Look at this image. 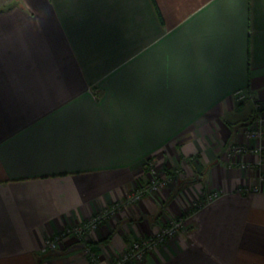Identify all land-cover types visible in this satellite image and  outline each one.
<instances>
[{"label":"crops","instance_id":"0c3cea01","mask_svg":"<svg viewBox=\"0 0 264 264\" xmlns=\"http://www.w3.org/2000/svg\"><path fill=\"white\" fill-rule=\"evenodd\" d=\"M237 90L264 108V0H0V264H105L182 214L130 264H264L257 139L224 162ZM152 156L174 183L126 202Z\"/></svg>","mask_w":264,"mask_h":264},{"label":"built area","instance_id":"2783aa9c","mask_svg":"<svg viewBox=\"0 0 264 264\" xmlns=\"http://www.w3.org/2000/svg\"><path fill=\"white\" fill-rule=\"evenodd\" d=\"M239 91L240 90L236 92L240 93ZM241 97L243 98L244 94L238 95V98ZM247 97L250 98L257 107H262L263 104L259 100L253 98L249 93ZM262 122H264V117L259 122V132H253L254 137L259 141H261L262 139L264 140V124H262ZM253 151L259 155L256 164L259 166V168H261V166L264 164V143L260 142V144L254 147ZM144 178V180H139L135 183L133 189L126 197V202H135L142 199L144 196H147L154 192L162 191L164 190V187L167 183V179L162 178L157 168L151 163L146 165ZM258 178L259 181H264V168L260 169ZM239 189L242 191H246L248 187L242 186ZM217 196H219V192L217 191L207 192L203 196V202L210 201ZM197 203H199L198 205L201 204V202ZM197 203H195L194 206H196ZM115 208L116 205L105 208L93 214L88 220L83 223L76 224L73 227H68L66 230H62L52 236L46 237L42 248H45L47 250H55L58 247L59 241L68 235L81 238V236L85 232L90 229H95L105 218L111 216ZM184 217L185 214H182L168 221L158 220V227L155 232L130 241L118 256L114 257L112 260L108 261L105 264H130L132 262L142 260L146 252L152 250L157 245L166 241L168 238L173 237L179 230L183 228ZM83 249L84 252L88 254L89 260L92 262V264H101V262L95 256L94 252H91L85 247H83Z\"/></svg>","mask_w":264,"mask_h":264},{"label":"rangeland","instance_id":"374dc122","mask_svg":"<svg viewBox=\"0 0 264 264\" xmlns=\"http://www.w3.org/2000/svg\"><path fill=\"white\" fill-rule=\"evenodd\" d=\"M239 92L240 93L235 92V94L233 95L235 102H242V101L248 100L250 102L251 107H252V109H251L252 113H251V117H249L244 122L238 124V126H237V132H238L237 140L229 142L225 147L224 162H225L226 166H235V165L239 166L238 164L243 163L242 161H244V160H242L243 159L242 156L249 152L248 150H250V147L248 146V144L246 142L242 141V138L248 137L250 139L256 140L257 138L254 137L253 132L254 131L259 132V127H260L259 122L264 117V108L262 109V107H257L253 103V101H251V99L247 97L248 96L247 92L242 91V90H240ZM239 94H244V97L238 98ZM262 124H264V122H262ZM261 127H262V125H261ZM256 141H257V143L253 146V148L256 147L259 143L258 139ZM263 153H264V151H263ZM258 158H259V155H258ZM245 162H247V161H245ZM150 163L157 168V170L159 171V174L162 178L167 179V183H166L164 189L174 183L173 176H171V177L165 176V175L162 176L163 171H165V169H167V166L165 163L160 164V165L157 164L155 157L152 156V157H148L145 159V161H144L145 168H146V165L150 164ZM240 165L242 166L244 164H240ZM255 166L257 168H259V166L256 163H255ZM161 171H162V173H161ZM77 224H79V223H77ZM74 225H76V224H73L71 226H67V227L59 230L58 232H60L62 230H66L68 227H73ZM68 236H70V235H68ZM65 237H67V236H65ZM72 237H75V236H72ZM58 249L59 248L57 247L55 250H47L45 248H40L39 250L42 254H45V255L51 254L52 255L55 252H57Z\"/></svg>","mask_w":264,"mask_h":264}]
</instances>
